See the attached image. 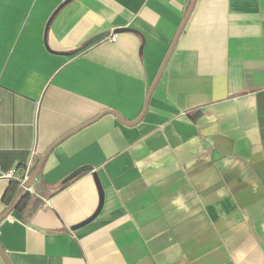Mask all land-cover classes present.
Wrapping results in <instances>:
<instances>
[{"label":"crops","instance_id":"obj_1","mask_svg":"<svg viewBox=\"0 0 264 264\" xmlns=\"http://www.w3.org/2000/svg\"><path fill=\"white\" fill-rule=\"evenodd\" d=\"M190 2L0 0V264H264V0H196L143 113Z\"/></svg>","mask_w":264,"mask_h":264},{"label":"water","instance_id":"obj_2","mask_svg":"<svg viewBox=\"0 0 264 264\" xmlns=\"http://www.w3.org/2000/svg\"><path fill=\"white\" fill-rule=\"evenodd\" d=\"M195 1H196V0H191L190 5H189L188 10H187V13H186V16H185V18H184V20H183V23H182V25H181V27H180V29H179L177 35H176V38L174 39V41H173V43H172V45H171V47H170V49H169V51H168V53H167V55H166V57H165V59H164L162 65H161V67H160V69H159V71H158V74H157V76H156V78H155V81H154V83L152 84V86H151V88H150V90H149V92H148V95H147V98H146V102H145V105H144V111H143V113L145 112V109H146V106H147V102H148L149 95H150V93H151V91H152L154 85H155L156 82L158 81V79H159V77H160V75H161V73H162V71H163V69H164V67H165V64H166V62H167V60H168L170 54H171L172 51H173V48H174V46H175V43H176V41H177V39H178V37H179V34H180V32H181V30H182V28H183V26H184V24H185V22H186L188 16L190 15V13H191V11H192V8H193V6H194ZM126 30H127V29H123L122 31H126ZM118 31H121V30H118ZM116 33H117V32H116ZM108 35H109V32H105V33H102V34H99V35L95 36L93 39H91L89 42H87L83 47H81V48H79L77 51H75L74 54H76V53L82 51L83 49H85V48L88 47L89 45H92V44H94V43H96V42H98V41H101V40H103V39H106V38L108 37ZM143 113H142V115L139 117V120H141V118H142V116H143ZM52 148H53V146H52V147H51V148H50V149H49V150H48V151L42 156V158L40 159L39 163H38L37 166L34 168V170L31 172L30 176L28 177V179H27L24 183L19 184L18 182H14V183H16V185H17V192H18V193H17V196H16V198H15V200H14L12 206L10 207V210H9V211H12V210L17 206V204L22 200V198L27 194V190L29 189L30 185H32V183L34 182L36 176L38 175V173H39V171H40V169H41V166H42V164H43V162H44L46 156L48 155V153L50 152V150H51ZM86 169H88V168H80L79 170H77L76 172H74L73 174H71V175L67 178V181L70 180V179H72L73 177L77 176L79 173H81L83 170H86Z\"/></svg>","mask_w":264,"mask_h":264},{"label":"built area","instance_id":"obj_3","mask_svg":"<svg viewBox=\"0 0 264 264\" xmlns=\"http://www.w3.org/2000/svg\"><path fill=\"white\" fill-rule=\"evenodd\" d=\"M105 40L107 42H109V43H114L117 40V34L116 33H111ZM15 173H16L15 171H12V172L8 173L5 176L6 179H8L10 181H13V182H18L19 184H22L28 179V177L31 174L29 168H27L25 170V173L21 177L20 176L16 177ZM27 191H30V188Z\"/></svg>","mask_w":264,"mask_h":264},{"label":"trees","instance_id":"obj_4","mask_svg":"<svg viewBox=\"0 0 264 264\" xmlns=\"http://www.w3.org/2000/svg\"><path fill=\"white\" fill-rule=\"evenodd\" d=\"M17 191V185L16 183L12 182L11 185L9 186L8 193L6 194L7 197H11L12 195H15Z\"/></svg>","mask_w":264,"mask_h":264},{"label":"rangeland","instance_id":"obj_5","mask_svg":"<svg viewBox=\"0 0 264 264\" xmlns=\"http://www.w3.org/2000/svg\"><path fill=\"white\" fill-rule=\"evenodd\" d=\"M77 66H79V65H77Z\"/></svg>","mask_w":264,"mask_h":264}]
</instances>
